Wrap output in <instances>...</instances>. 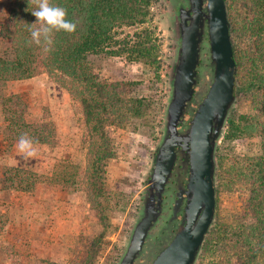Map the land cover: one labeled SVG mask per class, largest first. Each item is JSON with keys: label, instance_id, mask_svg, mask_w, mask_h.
<instances>
[{"label": "trees", "instance_id": "obj_1", "mask_svg": "<svg viewBox=\"0 0 264 264\" xmlns=\"http://www.w3.org/2000/svg\"><path fill=\"white\" fill-rule=\"evenodd\" d=\"M154 2L50 0L66 10V19L75 23L76 29L71 33L54 32L53 44L49 46L31 42L30 29L38 27L32 24L36 17L31 13L37 0H11L0 25V108L5 140L13 146L26 134L34 145H53L54 128L42 119L32 118L22 96L5 94L9 82L49 72L81 104L89 141L85 173L74 170L70 162L56 163L48 177L10 168L2 182L6 190L31 193L40 184H59L70 189L84 183L94 200L113 199L106 185L107 170L109 161L119 157V151L111 129L124 131L133 120L144 119L150 113V105L143 98L130 95L132 84L101 78L93 71L88 57H125L129 63L158 67L159 46L154 39L157 28L146 27L152 23ZM238 3L241 21L237 27L233 23L231 29L237 68L235 96L249 102L252 112L231 116L226 138L256 139L259 152L233 159L225 166L221 185L239 194L243 206L231 222H219L209 232L202 246V264H264V0ZM104 237L101 234L90 248L93 262Z\"/></svg>", "mask_w": 264, "mask_h": 264}, {"label": "rangeland", "instance_id": "obj_2", "mask_svg": "<svg viewBox=\"0 0 264 264\" xmlns=\"http://www.w3.org/2000/svg\"><path fill=\"white\" fill-rule=\"evenodd\" d=\"M154 1L152 23L146 27L157 28L154 39L159 46L158 67L129 63L125 57L104 54L88 57L93 71L101 78L132 84L130 95L143 98L150 105V113L144 119L133 120L124 131L111 129L114 146L119 151V157L109 161L107 170L106 185L112 191L113 199L99 197L94 200L88 184L84 183L70 189L59 184H40L31 193L8 191L3 187L4 174L10 168L48 177L56 163L70 162L74 170L77 168L85 173L89 141L82 106L70 96L57 76L43 72L31 79L6 85L5 94L22 96L28 104L29 115L50 124L55 136L52 146L33 144L35 155L25 158L18 151L17 144L11 146L4 138L5 123L0 108V264H119L139 216L146 180L163 137L165 110L171 92V71L179 48L178 20L172 16L171 5L166 0ZM225 1L232 29L233 23L237 27L241 21L240 2ZM10 2L0 0V25L6 19ZM206 47L202 52L199 84L190 107L191 113L212 81L210 53ZM251 112L249 102L236 97L218 142L216 208L209 232L219 222H231L234 215L242 210L239 194L223 189L220 177L233 159H243L259 152L256 139L226 138L229 118ZM101 234L105 237L93 262L90 248ZM147 251L138 264L152 262L156 254L152 248ZM202 256L201 249L195 264L203 263Z\"/></svg>", "mask_w": 264, "mask_h": 264}, {"label": "water", "instance_id": "obj_3", "mask_svg": "<svg viewBox=\"0 0 264 264\" xmlns=\"http://www.w3.org/2000/svg\"><path fill=\"white\" fill-rule=\"evenodd\" d=\"M188 3L189 11L179 10V48L171 71L164 133L151 175L156 197L145 202L119 264H134L143 250L147 232L158 214L159 205L153 202L160 199L171 176L177 147L181 148V155L189 156L188 201L178 232L151 264H195L214 220L216 149L236 101L237 68L226 1L188 0ZM203 35L208 36L212 81L185 128V115L193 102L198 80Z\"/></svg>", "mask_w": 264, "mask_h": 264}, {"label": "flooded vegetation", "instance_id": "obj_4", "mask_svg": "<svg viewBox=\"0 0 264 264\" xmlns=\"http://www.w3.org/2000/svg\"><path fill=\"white\" fill-rule=\"evenodd\" d=\"M166 2L169 5H171L170 9L172 11V16L173 18H176V20H178L180 14L179 10L181 8L185 9V11L190 10V4L188 3V0H166ZM206 4L207 3H204L203 7H205ZM192 15L193 14L191 13V16ZM205 45H207V47ZM205 47L208 48L209 51L207 35H203V38H201V45H200L201 54L199 56L200 63L197 69V74H198L197 85L199 84L200 66L203 59L202 52L205 49ZM190 107H189V112L186 113L185 115V128H187L188 121L191 119L192 116L191 115L192 113H190ZM180 151H181L180 147H177L175 149L176 160L171 170V176L168 178L167 183L164 185L163 194L160 197V199L158 200L155 199V201L153 202L155 206L159 205V208L157 209L158 214L156 215V220L152 222L147 232V237L144 241L143 250L134 264H138L142 256L148 253L147 251L148 248H152L153 252H155L156 254L154 257L155 259L156 256L170 244V242L172 241V239L174 238V236L176 235V233L180 228L181 221L185 214V207L188 201L187 191L189 190L188 184H189V176H190L189 156L186 154L181 155ZM155 155L156 152L154 154L153 165L150 174L146 180L145 194L142 199L140 212H139V216L137 217V220L142 214V210L145 205V202L147 200L148 201L151 200V198L153 197H156V189L152 188L151 185L152 170L155 167ZM215 200H216V194H215ZM177 202H179L178 207H177ZM154 259L152 260V262L154 261Z\"/></svg>", "mask_w": 264, "mask_h": 264}, {"label": "clouds", "instance_id": "obj_5", "mask_svg": "<svg viewBox=\"0 0 264 264\" xmlns=\"http://www.w3.org/2000/svg\"><path fill=\"white\" fill-rule=\"evenodd\" d=\"M32 15L36 17L30 29L31 42L36 45H52V34L54 32L64 31L71 33L75 31L76 24L66 19V10L63 7L50 3V0H37V7L31 11ZM45 51L48 48L45 47ZM18 151L22 153L25 158L35 155V149L31 139L27 138L26 134L19 137L16 145Z\"/></svg>", "mask_w": 264, "mask_h": 264}]
</instances>
